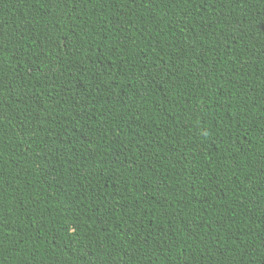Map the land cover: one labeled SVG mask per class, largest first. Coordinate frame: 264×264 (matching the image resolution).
Returning <instances> with one entry per match:
<instances>
[{"label": "trees", "instance_id": "16d2710c", "mask_svg": "<svg viewBox=\"0 0 264 264\" xmlns=\"http://www.w3.org/2000/svg\"><path fill=\"white\" fill-rule=\"evenodd\" d=\"M0 264H264V0H0Z\"/></svg>", "mask_w": 264, "mask_h": 264}]
</instances>
